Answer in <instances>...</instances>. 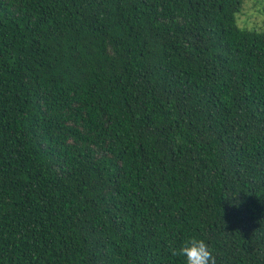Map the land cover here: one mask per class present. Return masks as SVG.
Returning <instances> with one entry per match:
<instances>
[{"label": "trees", "instance_id": "trees-1", "mask_svg": "<svg viewBox=\"0 0 264 264\" xmlns=\"http://www.w3.org/2000/svg\"><path fill=\"white\" fill-rule=\"evenodd\" d=\"M243 2L0 0V264H264Z\"/></svg>", "mask_w": 264, "mask_h": 264}, {"label": "clouds", "instance_id": "clouds-1", "mask_svg": "<svg viewBox=\"0 0 264 264\" xmlns=\"http://www.w3.org/2000/svg\"><path fill=\"white\" fill-rule=\"evenodd\" d=\"M172 257H183L185 264H216L209 245L202 239L189 237L178 248L170 247Z\"/></svg>", "mask_w": 264, "mask_h": 264}, {"label": "rangeland", "instance_id": "rangeland-1", "mask_svg": "<svg viewBox=\"0 0 264 264\" xmlns=\"http://www.w3.org/2000/svg\"><path fill=\"white\" fill-rule=\"evenodd\" d=\"M264 20V0H244L238 15V24L246 27H261Z\"/></svg>", "mask_w": 264, "mask_h": 264}]
</instances>
